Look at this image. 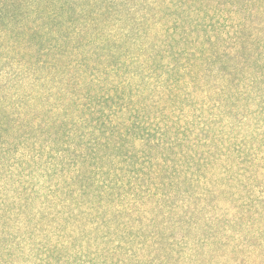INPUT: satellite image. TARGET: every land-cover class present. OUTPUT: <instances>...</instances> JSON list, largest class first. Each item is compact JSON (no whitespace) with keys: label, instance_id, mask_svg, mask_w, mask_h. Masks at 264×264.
<instances>
[{"label":"trees","instance_id":"16d2710c","mask_svg":"<svg viewBox=\"0 0 264 264\" xmlns=\"http://www.w3.org/2000/svg\"><path fill=\"white\" fill-rule=\"evenodd\" d=\"M0 264H264V0H0Z\"/></svg>","mask_w":264,"mask_h":264}]
</instances>
